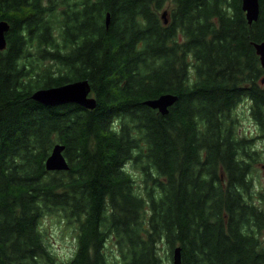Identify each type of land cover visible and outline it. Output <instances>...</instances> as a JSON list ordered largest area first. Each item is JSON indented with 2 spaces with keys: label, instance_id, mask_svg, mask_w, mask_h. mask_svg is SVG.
<instances>
[{
  "label": "trees",
  "instance_id": "obj_1",
  "mask_svg": "<svg viewBox=\"0 0 264 264\" xmlns=\"http://www.w3.org/2000/svg\"><path fill=\"white\" fill-rule=\"evenodd\" d=\"M70 1L0 0L9 24L0 49V264H159L161 240L171 257L180 245L182 264H264V207L254 201L258 193L264 202V190L249 174L257 150L228 116L244 95L264 136V68L253 46L264 40V0L251 23L241 0ZM81 78L91 109L31 96ZM163 92L177 94L165 114L144 102ZM56 141L69 167L47 170ZM127 160L152 181L144 194ZM53 210L76 224L65 262L39 227ZM110 240L119 259L106 257Z\"/></svg>",
  "mask_w": 264,
  "mask_h": 264
},
{
  "label": "rangeland",
  "instance_id": "obj_2",
  "mask_svg": "<svg viewBox=\"0 0 264 264\" xmlns=\"http://www.w3.org/2000/svg\"><path fill=\"white\" fill-rule=\"evenodd\" d=\"M163 11H166V15L168 18L167 5H165L159 11V15L162 14ZM163 23L165 24L164 20ZM260 81L264 82V78H260ZM243 96L244 95H241L239 97L240 99L230 109L228 116L232 120L233 125L231 127L233 128L232 130L235 131L236 135L239 136L240 134L248 136L250 139L249 145L251 146L253 144V147L257 150V154L255 155L256 159L252 162V168L249 174L254 182L253 190L255 192L263 191L264 136L261 135V131H259L258 126L253 120L252 114L248 109L250 107L249 99ZM124 167L134 177V182L137 191L139 193L144 194L146 188L152 185V181L145 180V173L142 171V169L138 168L137 164L132 163L130 160H127L124 163ZM254 201L256 204H259L261 207H264V202L259 198L258 193H254ZM75 226V222H66L65 219L61 216L60 211L58 210L47 211L39 221V227L41 228L40 230L41 232H43L42 239L44 238V242L47 245L48 251L56 259V261L65 262L66 259H68L72 255L76 247V236L73 232ZM261 235H263V233ZM157 247L159 248L158 254L160 255L159 264H172V258L170 253H168L169 249L167 244L161 240L160 242H157ZM104 252L108 259H119V253L116 251V246L111 240L105 242ZM39 264H44L42 259L39 260Z\"/></svg>",
  "mask_w": 264,
  "mask_h": 264
},
{
  "label": "water",
  "instance_id": "obj_3",
  "mask_svg": "<svg viewBox=\"0 0 264 264\" xmlns=\"http://www.w3.org/2000/svg\"><path fill=\"white\" fill-rule=\"evenodd\" d=\"M241 8L245 11L246 20L251 23L256 20L259 14V0H241ZM161 16L165 23L168 18L166 11H163ZM106 26L109 23V12L105 16ZM9 24L6 20H0V49L5 47V31ZM253 46L256 53L259 55L262 66L264 67V40L253 41ZM264 78V76L262 77ZM90 83L86 78L75 79L63 82L57 85L47 87H39L35 89L31 96L34 100L45 105H57L64 103H77L86 108H93L96 104L94 95L90 94ZM177 99V94L172 92H163L159 95L144 100L145 104L152 108H156L162 114L168 112L169 106ZM64 143L56 141L50 149V152L45 158V168L47 170H61L69 167L68 160L65 157L63 150ZM172 264H182L181 247L176 245L172 250Z\"/></svg>",
  "mask_w": 264,
  "mask_h": 264
},
{
  "label": "bare ground",
  "instance_id": "obj_4",
  "mask_svg": "<svg viewBox=\"0 0 264 264\" xmlns=\"http://www.w3.org/2000/svg\"><path fill=\"white\" fill-rule=\"evenodd\" d=\"M244 11V10H243ZM244 14H245V11H244ZM256 52V51H255ZM259 56V55H258ZM259 60H260V58H259ZM260 63H261V61H260ZM261 66H262V64H261ZM263 67V66H262ZM264 68V67H263ZM64 104H67V103H64ZM58 105V104H57Z\"/></svg>",
  "mask_w": 264,
  "mask_h": 264
}]
</instances>
